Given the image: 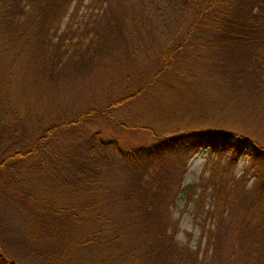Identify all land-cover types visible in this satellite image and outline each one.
<instances>
[{
	"label": "trees",
	"instance_id": "obj_1",
	"mask_svg": "<svg viewBox=\"0 0 264 264\" xmlns=\"http://www.w3.org/2000/svg\"><path fill=\"white\" fill-rule=\"evenodd\" d=\"M94 1L98 19L120 35L125 30L120 10L114 18L108 10L110 1L119 5L121 0ZM82 2L0 0L3 19L11 31L17 30L15 39L35 53L36 72L54 74L68 60L76 65L111 47V37H89L92 29L85 23L72 24ZM151 9L140 18L133 15L130 23L137 28L138 18L150 28L157 23L169 28L156 50L160 60L151 57L134 82L105 91L90 105L66 114L45 109L23 115L8 97V82L0 78V188L27 208L29 233L23 243L42 264H221L218 257L227 246L239 255L240 264H264V170L249 183L245 166L235 173L245 139L252 140L247 153L251 164L264 162V142L245 131L200 128L158 134L150 129L152 142L120 146L95 130L76 144L79 151L70 150L69 142V149L56 146L65 143V128L76 136V126L91 113L112 123L110 109L145 99L159 77L163 86L172 87L163 79L170 70L193 76L192 68L198 66L217 77H249L254 85L264 77V0H162ZM128 38L120 35L118 43L126 49L130 42L134 51V32ZM118 123L141 127L140 122ZM203 146L216 153L207 159V175L182 184L187 158ZM224 149L228 153L222 157ZM72 154L79 155L75 162ZM197 187V199L206 188L212 197L206 212L213 225L204 233L202 254L175 238L177 219L169 211L179 194ZM32 236L52 238L57 249L33 246L38 244H32ZM0 264L23 263L10 257L0 241Z\"/></svg>",
	"mask_w": 264,
	"mask_h": 264
},
{
	"label": "rangeland",
	"instance_id": "obj_2",
	"mask_svg": "<svg viewBox=\"0 0 264 264\" xmlns=\"http://www.w3.org/2000/svg\"><path fill=\"white\" fill-rule=\"evenodd\" d=\"M156 1L160 3L162 0H121L119 5L113 4V1L109 2L111 6L108 15L114 18L120 10L124 20L122 27L125 30H122L120 35L128 38L134 32L133 40L136 45L134 52L130 42L126 49L119 45L120 35L118 31L108 28L111 24L108 25L103 18L98 19L97 3L94 0H83L76 10L72 24L85 23L89 30L92 29L88 32L89 37L94 34H101L105 40L111 37L112 45L107 51H98V58H94V54L91 53L89 61L81 60L76 65L68 60L69 65H66V68H60L56 74L50 75L42 69L36 72L35 63L32 61L35 53L28 45L15 39L17 30L11 31L10 22L3 19L0 10V78L2 80L5 78L8 82L10 91L8 97L11 103L19 106V111L23 115L26 111L43 112L45 109L54 113L53 115L56 112L66 114L84 107L87 103L90 105L92 100H98L105 91L115 90L134 82L137 74L147 69L151 57L160 60L159 52L156 50L163 41V35L169 30L159 23L150 28L145 19H138L144 11L153 12L151 8L155 7ZM133 15L138 16L135 22L137 28L130 23ZM65 21L67 16L62 18L61 27ZM159 39L161 41L156 43ZM192 69L193 76L186 73L177 74L170 70L168 77L163 79L172 83V87L163 86L165 82L159 77L157 84L154 85L155 89L147 94L145 99L110 109L109 114L114 119L112 123L91 113L78 127L76 126L79 130L76 136L69 135L70 127L65 128L67 130L64 129L63 134L67 135V139H64L65 143L56 146H60L61 149L68 148L65 145L69 142L70 150L73 146L75 151H79L76 144L95 130L104 138L116 139L122 146L125 143L137 145L152 142L154 135L150 129H154L158 134H168L200 128L224 130L227 133L245 131L251 139L256 138L263 143L264 77H260L258 85H254L248 81L249 77H217L213 70H204L198 66ZM120 120L126 123L140 122L141 127L126 128L118 123ZM251 141L245 139L235 166L236 174L245 166L248 183L255 173L264 170V162L251 164L248 159ZM60 147H57V150ZM227 153L226 149L220 152L222 157ZM72 155L74 156L72 162H75L79 155ZM215 155V151L207 146L194 151L185 162L181 183H194L200 175L206 176L208 171L204 167L207 159ZM118 176L122 177L123 173L119 172ZM198 190L199 187L195 192L179 194L170 205L169 211L172 217L177 219L178 232L175 238L181 242H188L192 247L197 246L198 253L202 254L206 247L204 233L213 225L212 217L206 212L207 208L212 206V197L206 188L203 195L197 199ZM28 233L27 208L12 200L0 188L1 244L10 257L23 264H42L37 256L33 257L28 252L23 243L22 238H27ZM31 241L32 244L33 242L38 244L33 245L35 247L52 246L51 251L57 249L56 243H53L54 240L50 237L32 236ZM218 258L221 264L241 262L239 255L236 253L232 255L229 252L228 246L224 247Z\"/></svg>",
	"mask_w": 264,
	"mask_h": 264
}]
</instances>
